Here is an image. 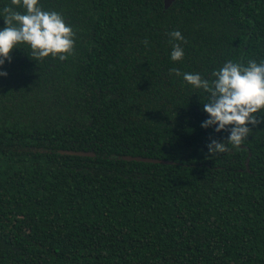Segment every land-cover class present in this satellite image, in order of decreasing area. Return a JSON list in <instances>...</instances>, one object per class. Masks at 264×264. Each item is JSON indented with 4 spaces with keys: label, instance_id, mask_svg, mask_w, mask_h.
<instances>
[{
    "label": "trees",
    "instance_id": "16d2710c",
    "mask_svg": "<svg viewBox=\"0 0 264 264\" xmlns=\"http://www.w3.org/2000/svg\"><path fill=\"white\" fill-rule=\"evenodd\" d=\"M40 6L74 47L36 60L20 45L0 68V264H264V123L210 154L228 132L201 127L208 93L173 71L264 60V0Z\"/></svg>",
    "mask_w": 264,
    "mask_h": 264
},
{
    "label": "clouds",
    "instance_id": "9594fccd",
    "mask_svg": "<svg viewBox=\"0 0 264 264\" xmlns=\"http://www.w3.org/2000/svg\"><path fill=\"white\" fill-rule=\"evenodd\" d=\"M0 19V68L5 61L10 62L11 51L20 45L27 46L36 60L49 56L63 60L74 47L71 26L59 12L43 10L40 0H10V4L0 8ZM170 36L176 41L184 39L180 31H173ZM183 58L184 49L179 43L173 44L170 59L176 62ZM173 71L194 89L208 93L203 103L208 118L201 127L228 132L225 140H211L207 145L210 154L224 153L229 145L239 148L252 128L264 123L256 115L264 111V60L248 61L247 65L226 61L212 71L211 80L200 73ZM4 76L7 72L0 71V77Z\"/></svg>",
    "mask_w": 264,
    "mask_h": 264
},
{
    "label": "water",
    "instance_id": "95a60500",
    "mask_svg": "<svg viewBox=\"0 0 264 264\" xmlns=\"http://www.w3.org/2000/svg\"><path fill=\"white\" fill-rule=\"evenodd\" d=\"M173 1L175 0H163L164 7L167 8ZM61 154L66 155H72V156H80V157H93V152L88 151H73V150H67V151H60ZM124 160L127 161H137V162H146V163H154V164H172L171 161L167 160H161L156 158H147V157H141V156H123Z\"/></svg>",
    "mask_w": 264,
    "mask_h": 264
}]
</instances>
